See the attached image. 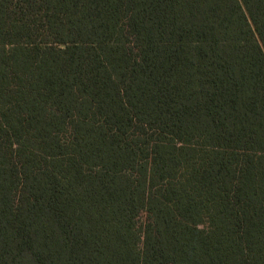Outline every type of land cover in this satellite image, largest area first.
<instances>
[{"label":"trees","instance_id":"16d2710c","mask_svg":"<svg viewBox=\"0 0 264 264\" xmlns=\"http://www.w3.org/2000/svg\"><path fill=\"white\" fill-rule=\"evenodd\" d=\"M0 264H264V0H0Z\"/></svg>","mask_w":264,"mask_h":264},{"label":"rangeland","instance_id":"374dc122","mask_svg":"<svg viewBox=\"0 0 264 264\" xmlns=\"http://www.w3.org/2000/svg\"><path fill=\"white\" fill-rule=\"evenodd\" d=\"M145 221V213H141L137 217V226L139 227Z\"/></svg>","mask_w":264,"mask_h":264}]
</instances>
